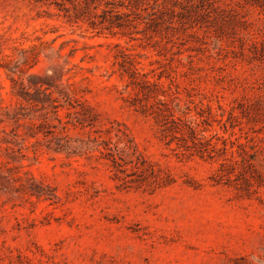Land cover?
Returning <instances> with one entry per match:
<instances>
[{
    "label": "rangeland",
    "instance_id": "374dc122",
    "mask_svg": "<svg viewBox=\"0 0 264 264\" xmlns=\"http://www.w3.org/2000/svg\"><path fill=\"white\" fill-rule=\"evenodd\" d=\"M0 264H264V0H0Z\"/></svg>",
    "mask_w": 264,
    "mask_h": 264
}]
</instances>
